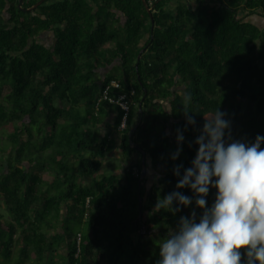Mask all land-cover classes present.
I'll return each mask as SVG.
<instances>
[{
  "label": "trees",
  "instance_id": "16d2710c",
  "mask_svg": "<svg viewBox=\"0 0 264 264\" xmlns=\"http://www.w3.org/2000/svg\"><path fill=\"white\" fill-rule=\"evenodd\" d=\"M39 1L0 0V264H156L195 207L153 212L176 190L173 167H190L198 148L188 126L170 158L184 98L197 128L220 108L234 139L264 135V27L250 19L264 20V0H158L151 14L141 0H46L30 11ZM50 34L51 47L41 40ZM111 81L113 99L135 91L128 114L98 105Z\"/></svg>",
  "mask_w": 264,
  "mask_h": 264
},
{
  "label": "clouds",
  "instance_id": "9594fccd",
  "mask_svg": "<svg viewBox=\"0 0 264 264\" xmlns=\"http://www.w3.org/2000/svg\"><path fill=\"white\" fill-rule=\"evenodd\" d=\"M190 102V96L184 98L186 125L177 129V148L170 158L175 161L182 154L188 126L198 133L196 154L190 167H173L176 190L157 198L153 212L176 214L195 207L166 234L156 264H264V135L257 134L252 142L234 139L231 121L220 108L211 118L204 116L197 128L194 113L187 111ZM185 188L194 195L179 191ZM212 189L216 192L209 207Z\"/></svg>",
  "mask_w": 264,
  "mask_h": 264
},
{
  "label": "built area",
  "instance_id": "2783aa9c",
  "mask_svg": "<svg viewBox=\"0 0 264 264\" xmlns=\"http://www.w3.org/2000/svg\"><path fill=\"white\" fill-rule=\"evenodd\" d=\"M156 1H158V0H147L150 7ZM193 1L195 2L196 0H193ZM112 88L119 89L120 88L119 82L111 81L110 84L105 87V89L103 90V93L101 94V97L99 99L98 105L101 101H107L108 100L110 103L118 104L128 114L130 107H129V102L127 101V98L130 96L131 97L134 96L135 91L134 90L130 91V95H127L126 93H121L117 99H113L112 97H109L110 91ZM126 121H127V118L125 116L124 120H123V124L121 125V128H124L126 126ZM88 201H89V199H88ZM140 233L146 234V230L143 228V229H141Z\"/></svg>",
  "mask_w": 264,
  "mask_h": 264
},
{
  "label": "crops",
  "instance_id": "0c3cea01",
  "mask_svg": "<svg viewBox=\"0 0 264 264\" xmlns=\"http://www.w3.org/2000/svg\"><path fill=\"white\" fill-rule=\"evenodd\" d=\"M253 17V16H252ZM250 18V19H252V21H253V23L254 24H256V25H258L259 27H261V28H263L264 27V20L262 19V18H259V17H257L255 20H254V17L253 18ZM260 19V20H259ZM122 21V23H124L123 22V19L121 20ZM261 21H263V22H261ZM49 47H51L52 45H53V43H54V39H53V35L52 34H50L49 35ZM118 64V63H117ZM106 70L107 71H105V74H107V73H109L108 71L110 70V68H106ZM162 105H163V107H164V109L166 110V112L167 113H169L170 112V106H169V103H167V102H162ZM169 122H170V124H169V126H172V121L171 120H169ZM113 122H112V119L111 118H108L107 120H106V123L104 124V126H108L109 127V125L110 124H112ZM111 126V125H110ZM106 132H108V130L107 129H104V131H103V133H106ZM117 155H119L120 153L119 152H115ZM112 154V153H111ZM106 164H108V163H106ZM98 176V175H97ZM86 182H88V179H86Z\"/></svg>",
  "mask_w": 264,
  "mask_h": 264
},
{
  "label": "rangeland",
  "instance_id": "374dc122",
  "mask_svg": "<svg viewBox=\"0 0 264 264\" xmlns=\"http://www.w3.org/2000/svg\"><path fill=\"white\" fill-rule=\"evenodd\" d=\"M254 17V20L257 18V16H253ZM252 17V18H253ZM260 20V19H259ZM251 21H252V19H251ZM253 22V21H252ZM261 22H263V21H261ZM41 39V38H40ZM49 35L47 36V37H42V41L47 45V46H49ZM105 71H107L106 69H99V73L97 74V77L99 76V75H104L105 74ZM111 70H109L108 72H110ZM161 115H162V118H168V119H170V116H168V115H165V114H163V113H161ZM160 125L162 124L160 121L158 122ZM163 130V129H162ZM158 135H159V133H158ZM88 155V154H87ZM113 161H111L110 160V156H108L107 157V159H106V162H108V164L109 165H113V166H116V165H118V164H120L119 162H117V160H114L113 158H111ZM110 160V161H109ZM122 161H124V160H122ZM124 162H126V161H124ZM161 171H165V168L164 167H162L161 169H160ZM152 178H156V175L155 176H152ZM73 227V230H76V229H78L77 228V226H75V225H73L72 226Z\"/></svg>",
  "mask_w": 264,
  "mask_h": 264
},
{
  "label": "water",
  "instance_id": "95a60500",
  "mask_svg": "<svg viewBox=\"0 0 264 264\" xmlns=\"http://www.w3.org/2000/svg\"><path fill=\"white\" fill-rule=\"evenodd\" d=\"M44 1H46V0H40L35 6L29 8V10L33 11V10L37 9ZM141 1L143 2L147 12L149 14H151V7L149 6L147 0H141ZM23 3H24V0H18V4H19L20 8H22ZM142 161H143V163H142L143 167H142V176H141V178L144 179L146 177V160H145V157L143 158ZM140 212H141V210H140Z\"/></svg>",
  "mask_w": 264,
  "mask_h": 264
}]
</instances>
